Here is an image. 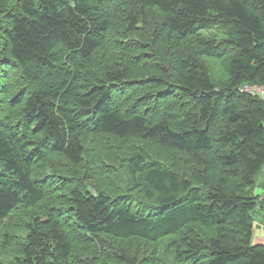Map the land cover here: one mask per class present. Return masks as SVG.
<instances>
[{"label":"trees","instance_id":"trees-1","mask_svg":"<svg viewBox=\"0 0 264 264\" xmlns=\"http://www.w3.org/2000/svg\"><path fill=\"white\" fill-rule=\"evenodd\" d=\"M124 2L0 0V239L9 228L0 264H138L189 225L208 234H182L165 262L264 264L253 241L264 100L241 90L264 85V0H128L127 29H145L154 12L153 42L162 36L171 53L153 79L131 78L147 53L130 42L101 60L108 5ZM209 57L224 62V81ZM145 80L169 93H148ZM130 137L186 154L192 177L135 153L125 190L103 187L111 165L92 161L95 146ZM77 242L89 249L78 253Z\"/></svg>","mask_w":264,"mask_h":264},{"label":"rangeland","instance_id":"rangeland-1","mask_svg":"<svg viewBox=\"0 0 264 264\" xmlns=\"http://www.w3.org/2000/svg\"><path fill=\"white\" fill-rule=\"evenodd\" d=\"M125 1L126 2H124L121 7L118 5V3L112 7L108 5L109 12H111L110 19H111L112 29L108 34V39L106 41L105 47L101 49L99 52L101 56V60H102V57L116 59L117 56H114L113 52H115L118 46H114V43L121 42L123 40V41L130 42V45L136 48L134 51H144L147 53L144 59L140 60L142 61V63H139L137 69L130 70L129 68L128 71L131 74V78L133 77L132 79H135V77H137L138 79L140 77L147 76V75H149V77L151 75L152 76L153 75H163L161 70L158 67H163L165 65L164 60H168L169 55L171 53H168L165 57L163 56V53L166 52L165 42L161 41L162 36H158L154 40L158 43H154L152 39L154 35L153 28H149L150 26L153 27L157 23V20H159V16L156 15L154 12H150L149 14L150 25L145 26V29L136 31L137 33L135 32L132 33V31L127 29V24L125 23L127 16L130 15V5L131 4L128 3V0H125ZM105 9H106V6H105ZM210 30L213 31L215 29H205L203 31L208 34L210 33ZM145 43H148V44H145ZM0 46H1V40H0ZM117 61L120 62V60H117ZM208 64L210 66L211 71L213 72V75L215 76V79H217V81H224L225 73H226L224 62L220 61L216 57H209ZM149 79H153V78L150 77ZM146 80L141 83L145 85L146 91L148 93L161 90L160 92L161 97L162 95L169 93V90L167 89L165 85L152 84L151 82H147ZM157 101L158 100H152V103L157 105L158 103ZM176 109H177L176 115H177V119L179 120V122L178 124H175V126H179L185 123L184 122L185 115L183 114L182 111H180L179 108L176 107ZM114 142L116 143V146L113 147L114 149L108 146H104L102 148L101 146H99V144H97L95 146V150L93 152L94 157L92 159V161L94 160L96 163H102L106 161L107 169L111 165V171H112V173L110 174L111 176L108 177L106 176L107 174H102L99 177V180L97 181V183L101 184L103 187L109 188L111 192H119V191L125 190V184L128 182V177L127 175H125V163L127 162L126 161L127 158L134 155L135 153L146 154L151 159H158V160L164 161L167 164V166H170L171 169L175 170L176 172H179L185 175L186 177H190V176L192 177L193 164L189 162L186 154L181 153L176 149H170V148L155 144L153 142L144 141L138 137H130L126 139L124 138L115 139ZM101 144L107 145L109 143H106V139H103ZM58 159H61V158H58ZM106 171L107 170H105L104 172ZM86 173H89V172H86ZM233 183L237 184L236 182H233ZM87 184H86L87 189L96 192V189L93 186L89 185V183ZM195 184L198 185V183H195ZM235 184H232V188H236ZM75 185H81V184L80 182H78V183H75ZM58 197H57L58 199H55V201H61L60 196ZM50 203L52 204L51 201ZM21 215L24 219L27 218L24 212ZM15 225H16V222L12 224V227H15ZM25 231H26L25 229L24 231H21L20 229H18L16 235H21V234L24 235ZM7 232H9L8 227L2 230L3 234L0 239V248L6 246V242L8 241L9 238L6 239L4 236L8 235ZM11 233L12 232L10 231V235L12 234L13 236L15 235L14 233L12 234ZM187 233L190 234L191 236L198 235L203 240L205 236L208 234V232L204 228L189 225L182 232L166 236L159 242H156L155 243L156 251L151 252V253L146 252L144 254L146 258L142 261H140V259L138 258L137 263L138 264L140 262L141 264H170L172 263L173 261L171 260V258H167L166 262L165 260H163V258H161L163 257L162 255L164 254V250L170 247L173 241L180 239L182 234L185 235ZM151 244L153 245V243ZM14 247L18 248V246L16 245V241L9 248L10 250H12ZM88 249L89 248L87 246H84L83 244L79 243L78 245H76V251L78 253H81Z\"/></svg>","mask_w":264,"mask_h":264},{"label":"crops","instance_id":"crops-1","mask_svg":"<svg viewBox=\"0 0 264 264\" xmlns=\"http://www.w3.org/2000/svg\"><path fill=\"white\" fill-rule=\"evenodd\" d=\"M254 193L259 195L260 207L255 213L253 241L264 244V166L256 177Z\"/></svg>","mask_w":264,"mask_h":264},{"label":"built area","instance_id":"built-area-1","mask_svg":"<svg viewBox=\"0 0 264 264\" xmlns=\"http://www.w3.org/2000/svg\"><path fill=\"white\" fill-rule=\"evenodd\" d=\"M242 91L250 93L252 95L258 96L264 100V85L259 84H245L242 88Z\"/></svg>","mask_w":264,"mask_h":264},{"label":"bare ground","instance_id":"bare-ground-1","mask_svg":"<svg viewBox=\"0 0 264 264\" xmlns=\"http://www.w3.org/2000/svg\"><path fill=\"white\" fill-rule=\"evenodd\" d=\"M244 85L241 86V88L243 87ZM255 96V95H254ZM258 97V96H257Z\"/></svg>","mask_w":264,"mask_h":264}]
</instances>
